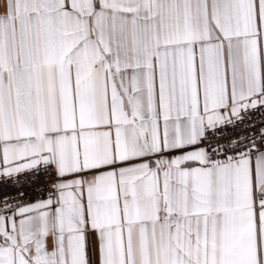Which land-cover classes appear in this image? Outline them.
<instances>
[{
	"label": "snow or ice",
	"instance_id": "snow-or-ice-1",
	"mask_svg": "<svg viewBox=\"0 0 264 264\" xmlns=\"http://www.w3.org/2000/svg\"><path fill=\"white\" fill-rule=\"evenodd\" d=\"M0 264H264V0H0Z\"/></svg>",
	"mask_w": 264,
	"mask_h": 264
}]
</instances>
